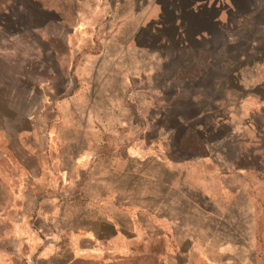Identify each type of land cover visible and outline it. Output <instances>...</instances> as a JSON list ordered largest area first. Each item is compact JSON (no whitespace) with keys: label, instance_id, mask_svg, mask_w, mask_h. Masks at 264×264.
Here are the masks:
<instances>
[{"label":"rangeland","instance_id":"374dc122","mask_svg":"<svg viewBox=\"0 0 264 264\" xmlns=\"http://www.w3.org/2000/svg\"><path fill=\"white\" fill-rule=\"evenodd\" d=\"M0 264H264V0H0Z\"/></svg>","mask_w":264,"mask_h":264},{"label":"crops","instance_id":"0c3cea01","mask_svg":"<svg viewBox=\"0 0 264 264\" xmlns=\"http://www.w3.org/2000/svg\"><path fill=\"white\" fill-rule=\"evenodd\" d=\"M104 194L105 193L102 194V197ZM100 221V224L103 227L108 228L111 231L110 234L105 235L104 231L93 228L87 230L89 238L81 249L83 254L97 252V250L108 252L109 250H116L119 247L118 237L121 234L120 229L114 224V222L105 221L103 219H100Z\"/></svg>","mask_w":264,"mask_h":264},{"label":"trees","instance_id":"16d2710c","mask_svg":"<svg viewBox=\"0 0 264 264\" xmlns=\"http://www.w3.org/2000/svg\"><path fill=\"white\" fill-rule=\"evenodd\" d=\"M88 197V196H87Z\"/></svg>","mask_w":264,"mask_h":264}]
</instances>
